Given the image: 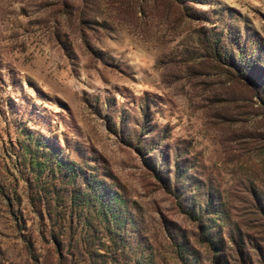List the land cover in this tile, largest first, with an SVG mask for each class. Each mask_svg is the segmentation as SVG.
I'll return each mask as SVG.
<instances>
[{"label":"rangeland","instance_id":"obj_1","mask_svg":"<svg viewBox=\"0 0 264 264\" xmlns=\"http://www.w3.org/2000/svg\"><path fill=\"white\" fill-rule=\"evenodd\" d=\"M0 264H264V0H0Z\"/></svg>","mask_w":264,"mask_h":264}]
</instances>
